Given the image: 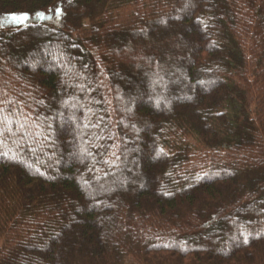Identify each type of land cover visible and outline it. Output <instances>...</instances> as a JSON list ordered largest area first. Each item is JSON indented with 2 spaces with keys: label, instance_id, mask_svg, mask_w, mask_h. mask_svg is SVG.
<instances>
[{
  "label": "trees",
  "instance_id": "obj_1",
  "mask_svg": "<svg viewBox=\"0 0 264 264\" xmlns=\"http://www.w3.org/2000/svg\"><path fill=\"white\" fill-rule=\"evenodd\" d=\"M0 264H264V0H0Z\"/></svg>",
  "mask_w": 264,
  "mask_h": 264
},
{
  "label": "rangeland",
  "instance_id": "obj_2",
  "mask_svg": "<svg viewBox=\"0 0 264 264\" xmlns=\"http://www.w3.org/2000/svg\"><path fill=\"white\" fill-rule=\"evenodd\" d=\"M12 20V18L9 20V21H11ZM194 36V35H193ZM138 94H140V93H138ZM154 95V94H153ZM155 97H157L156 95H154Z\"/></svg>",
  "mask_w": 264,
  "mask_h": 264
}]
</instances>
